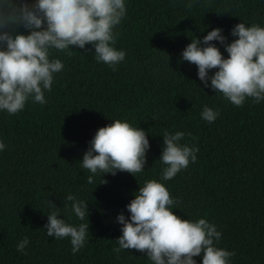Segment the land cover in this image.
Listing matches in <instances>:
<instances>
[{
	"label": "trees",
	"instance_id": "obj_1",
	"mask_svg": "<svg viewBox=\"0 0 264 264\" xmlns=\"http://www.w3.org/2000/svg\"><path fill=\"white\" fill-rule=\"evenodd\" d=\"M189 2L191 9L185 7ZM124 3L126 16L114 28V47L126 55L115 70L95 59L90 44L87 51L70 48L71 56L52 49L50 59H60L64 68L54 74L51 91L45 90L47 102L29 98L14 115L0 110L5 144L0 151V264H152L135 249L113 251L122 234L116 218L130 217L126 205L148 179L163 183L180 201L172 206L176 215L216 225L221 238L215 245L235 253L230 264H264V101L246 98L242 106L233 105L204 86L195 64L181 59L192 39L205 46L202 38L213 28L230 43L237 23L264 26V0ZM12 28L27 31L22 25ZM210 43L227 58L223 44ZM205 105L218 111L214 122L202 119ZM116 119L145 131L150 147L144 169L134 175L98 172L89 184L92 174L81 167L83 154L97 129ZM165 130L184 132L180 143L198 148L196 161L171 180L161 178ZM68 194L87 203L84 221L65 201ZM48 200L66 223L89 221V234L76 254L70 238L46 235ZM25 237L26 255L16 248ZM194 259L202 264L201 256Z\"/></svg>",
	"mask_w": 264,
	"mask_h": 264
},
{
	"label": "clouds",
	"instance_id": "obj_2",
	"mask_svg": "<svg viewBox=\"0 0 264 264\" xmlns=\"http://www.w3.org/2000/svg\"><path fill=\"white\" fill-rule=\"evenodd\" d=\"M185 7L191 9L193 3ZM125 16L124 0H32L31 3L0 0V110L14 115L24 109L29 98L41 105L47 102L45 90L51 91L54 74L64 68L60 59H50L52 49L71 56L70 48L85 49L90 44L95 59L115 70L126 54L114 47L118 37L114 28ZM13 25H22L27 31L17 32ZM221 31L220 28L209 31L202 38L203 47L200 40L192 39L183 49L181 59L195 64L204 86H210L233 105L242 106L246 98H252L254 103L264 101V26L237 23L231 30L236 38L230 43H225ZM214 40L224 45L227 58L210 43ZM213 69L209 76V70ZM217 116L218 111L207 105L201 112L202 119L210 123ZM162 136L159 159L165 167L161 178L171 180L196 161L198 148L180 143L185 136L182 131L165 130ZM149 147L143 129L119 119L112 120L111 124L97 129L83 154L81 167L92 174L88 176L89 184L95 183L98 172L134 175L144 169ZM4 148L0 141V151ZM101 183L107 181L102 179ZM64 199L71 202V210L80 221L88 217L86 202L72 194ZM179 203L163 183L145 180L126 205L130 217L126 219L121 213L116 218L122 234L116 239L118 247L113 251L118 254L121 250L135 249L152 264H196V256L202 257V264H230L235 253L215 245L221 238L216 225L204 218L182 219L172 211V206ZM48 204L51 211L44 225L46 235L70 238L72 253L76 254L89 234V221L78 226L68 224L59 218L60 208L50 200ZM28 243L27 237L20 240L17 251L26 255Z\"/></svg>",
	"mask_w": 264,
	"mask_h": 264
}]
</instances>
